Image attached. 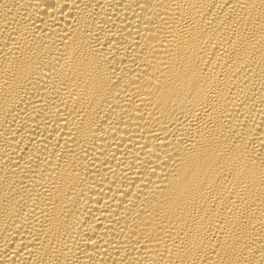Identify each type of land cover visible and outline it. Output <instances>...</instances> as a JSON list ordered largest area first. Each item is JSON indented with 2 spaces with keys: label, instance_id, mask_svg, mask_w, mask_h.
Masks as SVG:
<instances>
[{
  "label": "bare ground",
  "instance_id": "obj_1",
  "mask_svg": "<svg viewBox=\"0 0 264 264\" xmlns=\"http://www.w3.org/2000/svg\"><path fill=\"white\" fill-rule=\"evenodd\" d=\"M0 264H264V0H0Z\"/></svg>",
  "mask_w": 264,
  "mask_h": 264
}]
</instances>
